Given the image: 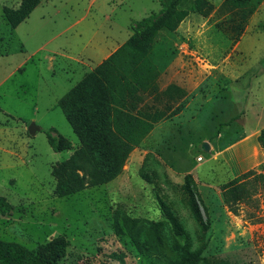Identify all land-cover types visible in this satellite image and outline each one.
Instances as JSON below:
<instances>
[{
    "label": "rangeland",
    "instance_id": "374dc122",
    "mask_svg": "<svg viewBox=\"0 0 264 264\" xmlns=\"http://www.w3.org/2000/svg\"><path fill=\"white\" fill-rule=\"evenodd\" d=\"M41 1L14 30L5 9L18 10L21 0H0V197L13 206L0 210V241L33 251L62 237L68 247L58 264H166L185 253L199 255L193 264L214 258L264 264V188L258 183L252 201L236 212L221 192L248 171L264 175L257 140L264 128V8L238 42L225 0H208L215 6L208 17L191 14L175 33H162L152 51L158 92L144 96V109L163 119L116 180L61 197L53 169L80 141L59 99L129 40L132 21L158 12L160 4ZM74 21H81L78 28L52 38ZM81 28L83 39H71ZM106 33L115 39L103 42ZM90 41L94 54L69 78L76 63L65 54ZM240 41L244 53L236 48ZM171 87L177 89L169 96ZM33 123L40 129L35 135L28 131ZM50 129L73 150L55 152ZM0 264L13 263L0 254Z\"/></svg>",
    "mask_w": 264,
    "mask_h": 264
},
{
    "label": "trees",
    "instance_id": "16d2710c",
    "mask_svg": "<svg viewBox=\"0 0 264 264\" xmlns=\"http://www.w3.org/2000/svg\"><path fill=\"white\" fill-rule=\"evenodd\" d=\"M264 0H225L224 7L231 15L233 38L238 42L251 17ZM160 10L134 20L132 36L117 51L103 61L59 101L64 115L80 141V147L53 169L58 178L57 194L61 197L80 192L87 187L105 185L116 180L141 143L163 119L161 112H147L144 96L158 92L159 68L152 59V51L162 33H175L191 14L208 17L215 6L208 0H159ZM39 5V0H21L18 10L5 9V15L15 30ZM220 27V26H219ZM177 88L171 87L172 96ZM173 90V91H172ZM51 148L57 152L72 151V143L56 130L47 132ZM264 152V128L258 135ZM264 188V175L251 170L221 186L224 204L237 211L243 202H251L258 190ZM13 206L0 197V210ZM165 215L179 228L169 210ZM68 242L56 238L29 251L16 243L0 241V254L13 264H58L66 255ZM198 254L185 253L166 264H193ZM208 264H231L216 258Z\"/></svg>",
    "mask_w": 264,
    "mask_h": 264
},
{
    "label": "crops",
    "instance_id": "0c3cea01",
    "mask_svg": "<svg viewBox=\"0 0 264 264\" xmlns=\"http://www.w3.org/2000/svg\"><path fill=\"white\" fill-rule=\"evenodd\" d=\"M96 1L97 0H91V6H93L95 3H96ZM43 2L41 1V0H39V5L33 10V12L30 14V16L40 7V5L42 4ZM106 3H109V0H107L106 1ZM91 6H90V4H89V8H91ZM264 8V4L262 3L261 5H260V7L258 8V10H257V12H256V14L257 15H259L260 14V12H262V9ZM29 16V17H30ZM108 20H110V18H108ZM22 24V23H21ZM20 24V25H21ZM81 24V21H74V22H71V23H68V24H64V26H63V28H61V30L57 33V34H55L52 38L53 39H56V38H59V37H61V36H65V34H67V32L68 31H70V30H73V29H75V28H78V25H80ZM19 25V26H20ZM18 26V27H19ZM17 27V28H18ZM16 28V29H17ZM82 29L83 28H81V29H77L76 30V32H75V34H72L71 35V39H74V35L75 36H77V35H79V37L81 38V39H83V33H82ZM105 38H104V40H103V42H106V41H110V39L111 40H114L115 39V36H113V35H111L110 33H106L105 34V36H104ZM77 45V44H76ZM91 45V41L87 44V45H83V47H81L80 49H76V48H74V49H70V50H72V51H67V52H70V54H71V52H72V55H67V54H65V57L66 58H68V60H70L71 62H75L76 63V66L75 67H73L72 68V66H71V70H69V72L67 73L68 74V76H69V78H71L73 75H76V73L78 72V70L79 69H83V66H85L86 65V63L91 59V57H92V55L94 54V50L92 49V48H90L89 49V46ZM236 48H237V50H239V51H241V52H243V51H245V49H243L242 47H241V41L237 44V46H236ZM39 51V50H38ZM38 51H36L34 54H33V56H35V54L38 52ZM115 51H113L112 53H109L106 57H105V59H104V61L110 56V55H112L113 53H114ZM244 53V52H243ZM54 54H57V53H54ZM49 57V56H48ZM52 61L55 59V57L54 56H52V57H49ZM103 62V61H102ZM101 62V63H102ZM25 61H23L21 64H20V66H19V68L17 69L18 71H20L22 68H23V66L25 65ZM260 63H261V61H260ZM97 68V67H96ZM263 69L261 68V69H259V71L261 72ZM71 72V73H70ZM92 72V71H91ZM261 73H263L264 74V70L261 72ZM88 74V73H87ZM245 74V72H243L242 73V75L241 76H243ZM86 75V74H85ZM84 75V76H85ZM241 76H238V79L241 77ZM84 78V77H83ZM79 83V82H78ZM77 83V84H78ZM76 84V85H77ZM75 85V86H76ZM74 86V87H75ZM73 87V88H74ZM72 89V88H71ZM70 89V90H71ZM69 90V91H70ZM68 91V92H69ZM67 92V93H68ZM66 93V94H67ZM59 101H60V99H59ZM59 101H58V104H59Z\"/></svg>",
    "mask_w": 264,
    "mask_h": 264
},
{
    "label": "water",
    "instance_id": "95a60500",
    "mask_svg": "<svg viewBox=\"0 0 264 264\" xmlns=\"http://www.w3.org/2000/svg\"><path fill=\"white\" fill-rule=\"evenodd\" d=\"M40 129L33 123L31 124V126L29 127L28 131L31 135H35ZM203 149L205 151H209V145L207 143L203 144Z\"/></svg>",
    "mask_w": 264,
    "mask_h": 264
}]
</instances>
